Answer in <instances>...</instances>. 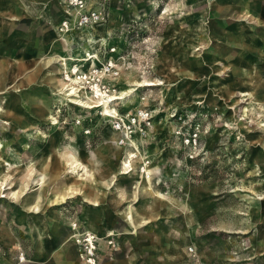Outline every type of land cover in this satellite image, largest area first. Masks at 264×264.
<instances>
[{
	"label": "rangeland",
	"instance_id": "1",
	"mask_svg": "<svg viewBox=\"0 0 264 264\" xmlns=\"http://www.w3.org/2000/svg\"><path fill=\"white\" fill-rule=\"evenodd\" d=\"M59 1L0 0V164L20 166V179L29 168L24 197L47 189L52 201L24 218L41 248L13 220L22 196L12 175L0 181L11 236L0 264H264V0H232L220 15L207 0H64L63 24ZM232 27L242 43L226 38ZM78 45L86 52L70 55ZM56 54L77 67L72 97L60 93ZM89 81L102 104L86 99ZM116 114L138 153L110 138ZM48 158L51 181L39 170ZM150 166L156 195L137 201L128 185ZM124 208L142 227L109 230Z\"/></svg>",
	"mask_w": 264,
	"mask_h": 264
},
{
	"label": "crops",
	"instance_id": "2",
	"mask_svg": "<svg viewBox=\"0 0 264 264\" xmlns=\"http://www.w3.org/2000/svg\"><path fill=\"white\" fill-rule=\"evenodd\" d=\"M152 1H154V0H150L149 2H152ZM207 1H208V5L210 7L211 12L212 13L214 12L216 15L227 14V12L229 11L228 8L230 7V5L232 3V0L231 1L230 0H207ZM59 2H60L59 4L61 6H60V14H59L58 20H59L60 23H62L63 20H66V16L64 14L65 13L64 11L66 10V8H65V6H63L64 0H60ZM0 6L3 7L4 6L3 3H0ZM9 13H11V12H8V14ZM2 14H4V12H2ZM235 30L236 29H234V27H232V29L230 28V31H227V33H226L227 34L226 38L228 39V38H231L230 36H232V39L236 41L235 43H237V44L239 43L240 44V43H242V42H239V39H238V38H240V34H238L237 30L236 31ZM4 31H5V25L0 23V34H2ZM61 36H63V35H61ZM49 39H50V35L49 34H45L42 40L46 42ZM15 42H12V43L14 44ZM85 47L86 46H84V45L81 46V47H79V45L77 47H74L72 49V53L70 55L75 56L76 54L78 55L80 52H86V48ZM248 47L251 48V45L248 46ZM18 55L19 54H17V56ZM64 56L65 55L61 56V54H56V55H50L49 58H48L50 60V62H52L53 64L56 65V67H55L56 68V72H57L56 76L59 75V74L63 75V70L64 69L61 68V64H62L63 60L68 61ZM19 58H20V56H18V59ZM67 65H68V67H71L68 63H67ZM19 70H20V68H17L16 71L19 72ZM6 71H7V65L5 63V59H2L0 61V87L3 85L4 81L7 79ZM28 80H30V78H28ZM60 81H62V83L60 82V85H61V88H62L64 80H60ZM60 93H61V91H60ZM60 93H59V95H60ZM40 111H42V108L40 109ZM120 137H122V136H120ZM126 148L127 147H125V149ZM122 153H123V151H122ZM144 153L145 152H143L142 154H144ZM101 155L103 156V154H101ZM145 155H146V153H145ZM50 159L51 158L46 159L41 164V166H42L41 169H39L40 171H42V176H43L42 179H44V180L47 179L48 181H51V176H52V174H51L52 159L51 160ZM102 159L107 160L108 158L104 157ZM3 163L4 162H2V164ZM75 164L77 165V163H75ZM59 165L63 166V162H59ZM3 167L4 166H2L0 164V181H3L4 177L8 173H10V175H12L13 183H15L17 190H19V192H18L19 196L20 195L22 196V199H21V201L19 203V207L17 206V208L14 209V216L15 217H14L13 220H15V221H17L19 223H22V226L25 227L24 229H25L26 233L30 234L33 237V239H35L36 241L38 240V246L43 248L44 247L43 246V240H44L43 234L41 233L40 230L36 229V226L32 225L33 222L27 221L24 218H27V215L35 214L41 208L43 209V207L45 205L51 206V203H52L51 199L50 198L49 199L46 198L47 189L46 190L43 189L44 192H43V190H41V192H39V193L37 192V193H35L33 195L24 197V192L26 191V188H28V186L30 184H32V182H34V178L32 177V173H30L29 168H25V170H27V174L22 176V179H20V176L23 175V174H21L20 176H18V175L16 176L15 175V170L17 169V171H19L20 166H18V167L16 166V169H11L10 172L7 171V170L5 171ZM150 169H151V166H150ZM152 173H153V171H152ZM139 178H141V179H139ZM131 180H132V182L130 183V185H128V188H129L130 193H132V194H134L135 196L138 197L137 201H139L140 194H146L147 195V194L153 193L154 195H156L153 192V190H152V182H151V184L149 186V178L145 180V178H142L141 176L135 174V176ZM109 182H111V181H109ZM112 184L113 183L111 182L110 185L107 186L108 190L110 189ZM46 186H49V184H47L45 186L43 184V187H46ZM150 191H151V193H149ZM68 193H70V192H68ZM70 194H72V193H70ZM58 197H59V202H61V200H63V194L60 193L58 195ZM19 209H20V211H19ZM118 215L121 216V218L123 220L122 222L124 224L121 225V227L119 229H109V230H115V231L120 232V233H126V232L122 231V229H128V230L131 231L130 233H132L135 230H137V228L142 227V225L144 223V222H141V219H135L133 214L129 211L128 208H124L121 212L118 213ZM46 219H48V218H46ZM30 226H33V232L32 233H31V231H29ZM55 230L59 231V229H57V227H54L53 228V233L54 234H55V232H54ZM105 236H106V233H105ZM106 237H108V236H106ZM0 240L6 241L7 243H9L11 241L10 232L6 228V225H5L4 221H2V226L0 227ZM11 248L14 250L15 247L12 246ZM70 253H71V247L70 246L69 247L66 246V247H64L62 249V251H61L62 255L61 254L60 255L61 256L70 255ZM39 259H41V258H39ZM58 261H57V263L54 262V264H61L60 263L61 261L63 262V264H67L61 259L58 260ZM129 262H132V260H129ZM22 264H23V262H22ZM42 264H44V262ZM47 264H51V263H47Z\"/></svg>",
	"mask_w": 264,
	"mask_h": 264
},
{
	"label": "bare ground",
	"instance_id": "3",
	"mask_svg": "<svg viewBox=\"0 0 264 264\" xmlns=\"http://www.w3.org/2000/svg\"><path fill=\"white\" fill-rule=\"evenodd\" d=\"M65 3V1L63 2V4ZM66 8V7H65ZM65 13V16H67V11L65 10L64 11ZM62 24H63V22H62ZM61 56H62V54H61ZM76 56V55H75ZM86 56H87V59H86V61H89V62H91L92 64L93 63H95V61H96V56L95 55H90V54H86ZM65 62H63V64H61V68L62 69H64V73H65V77H66V79L64 80V83H63V85H62V88H61V92L63 91V92H66L67 93V98H69V97H72L74 94H75V88L73 87V83H74V81L72 80V78L69 76V74H71V75H77V73H78V71H77V67H74V68H72V67H68V65H67V62H66V60H64ZM69 62V61H68ZM111 65H112V63H111ZM69 73V74H68ZM84 74H82V76H83ZM104 76V75H103ZM86 77H87V75H86ZM78 78V80H81V79H83V78H81V77H77ZM61 82V81H60ZM76 85V84H75ZM87 85H90V88H92V87H94V89H93V93H92V95L91 96H89V95H86V99L88 100V101H90L91 103H96V104H102L103 103V100H102V97H101V94H100V92H102V90L100 89V87H99V85L98 84H95V83H92V82H90L89 81V83L87 84ZM140 85V84H139ZM65 93V94H66ZM102 93H104V95H105V92H102ZM129 94H132V91H129ZM61 95H63V94H61ZM77 96V95H76ZM101 97V98H100ZM105 97H107V95H105ZM124 99V98H123ZM110 102H111V100H110ZM105 103V102H104ZM78 105H81L82 103L79 101L78 103H77ZM83 106V105H82ZM91 107V106H90ZM104 107V106H103ZM83 108V107H82ZM86 108H89V107H86ZM92 108V107H91ZM111 108V107H110ZM96 109V108H95ZM108 110V109H107ZM104 112V111H103ZM109 112V111H108ZM115 113V112H114ZM109 114V119H111V120H113L112 119V115H114V114H112L111 112H109L108 113ZM106 115V114H105ZM117 115V114H116ZM118 116V115H117ZM143 116L142 115H140V117H139V119H141ZM119 118H121V117H119L118 116V118L117 119H119ZM114 120H116V119H114ZM112 123V122H111ZM113 124V123H112ZM111 128V127H110ZM112 129H114V130H111L110 132H111V135H110V138L112 139V140H115L114 142H115V144H116V147H117V143H119L120 142V136H122L121 137V144H123L124 146H126V147H133L134 148V150L137 152V150H138V148L136 147V145L134 144V142H133V140L134 139H132V140H130V137H129V133H128V130H121V129H118L117 127H115V128H113L112 127ZM110 130V129H109ZM109 132V133H110ZM128 140L129 142H131V143H133V144H130V143H123V141L124 140ZM117 140V141H116ZM113 145H114V143H113ZM135 145V146H134ZM118 149H119V147H118ZM113 150V149H112ZM119 151H120V149H119ZM138 152H139V150H138ZM137 152V153H138ZM137 153H135L134 155H137ZM104 156H105V154H104ZM129 157H130V155H129ZM133 157H135V156H133ZM126 161V160H125ZM128 161V160H127ZM146 162V161H145ZM136 164V163H135ZM138 165V164H137ZM143 165V164H142ZM77 166H79L82 170L84 169V171H85V167H81V164L80 163H78L77 162ZM124 166V165H123ZM123 169V168H122ZM125 169V168H124ZM142 169V168H141ZM140 169V170H141ZM79 170V169H78ZM151 170L152 169H148V172H147V175H148V178H149V186H150V184H151V182L152 181H150L151 179L150 178H152L150 175H151ZM142 171H144V170H142ZM145 172V171H144ZM124 173V172H123ZM122 174V173H121ZM146 174V173H145ZM140 176V175H139ZM146 177V176H145ZM138 178V177H137ZM140 179V178H139ZM146 180V179H145ZM138 182V181H137ZM2 189H3V187L2 186H0V191H2ZM4 190V189H3ZM75 193V192H74ZM73 194V193H72ZM1 197H3L2 195H1ZM86 241H88V243L90 244V245H92V239L91 238H89L88 240H86ZM79 242V241H78ZM19 261L21 262V264H22V262H23V257H20V259H19Z\"/></svg>",
	"mask_w": 264,
	"mask_h": 264
},
{
	"label": "built area",
	"instance_id": "4",
	"mask_svg": "<svg viewBox=\"0 0 264 264\" xmlns=\"http://www.w3.org/2000/svg\"><path fill=\"white\" fill-rule=\"evenodd\" d=\"M120 115V114H119ZM121 118L116 119L114 122V126L117 127L118 129H123V130H128L130 133H132V131H130L131 127V123L129 121H127V117L124 118V116L120 115ZM129 133V136H130Z\"/></svg>",
	"mask_w": 264,
	"mask_h": 264
}]
</instances>
